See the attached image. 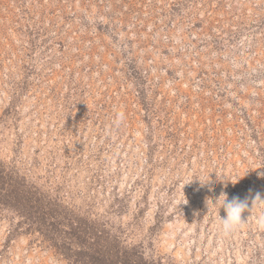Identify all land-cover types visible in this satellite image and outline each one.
Returning <instances> with one entry per match:
<instances>
[{"label": "rangeland", "instance_id": "1", "mask_svg": "<svg viewBox=\"0 0 264 264\" xmlns=\"http://www.w3.org/2000/svg\"><path fill=\"white\" fill-rule=\"evenodd\" d=\"M257 194L264 0H0V264H264Z\"/></svg>", "mask_w": 264, "mask_h": 264}, {"label": "clouds", "instance_id": "2", "mask_svg": "<svg viewBox=\"0 0 264 264\" xmlns=\"http://www.w3.org/2000/svg\"><path fill=\"white\" fill-rule=\"evenodd\" d=\"M121 118L123 117V113L120 114ZM262 175V174H261ZM194 178H198L200 181L201 186L205 185L210 181L209 178L201 179L198 176H194ZM193 178V179H194ZM191 180H186L185 184H188L191 182ZM254 201H262L264 202V199H261L260 195L257 194L253 200ZM187 203L186 201H180L179 205L181 203ZM252 202V204H253ZM205 205L207 207V210L209 211V206H216L219 205V209L223 208L226 215L225 217H221L219 219V229L223 233V235L228 236L234 231H236L243 223L244 219H242V213H244L248 209V199L245 198L244 200H241L239 197H233L231 200L228 199L227 193L222 192L216 199L213 201V199L206 198L205 199ZM207 211V214H208Z\"/></svg>", "mask_w": 264, "mask_h": 264}, {"label": "trees", "instance_id": "3", "mask_svg": "<svg viewBox=\"0 0 264 264\" xmlns=\"http://www.w3.org/2000/svg\"><path fill=\"white\" fill-rule=\"evenodd\" d=\"M75 219L77 220V217L76 216H75ZM77 221H79V219ZM74 235H76V237H79L77 235V230H76V232H75ZM90 235H93L94 237L93 236H90ZM100 235H101V232H99V231L98 232H94L92 234H89V233L86 232V230H84V233H83V235L80 238H81V240H83L82 237H87V238H89L91 240H95L96 238H100ZM88 245L92 249V247L95 246V243H93V242L90 243L89 242ZM99 253H100L101 257H103L104 252H102L101 248L100 249L98 248V251L95 252V255L99 256ZM104 257L106 259L107 256L104 254ZM107 261H108V264H124L123 261H121V260L115 261L113 259H108Z\"/></svg>", "mask_w": 264, "mask_h": 264}]
</instances>
